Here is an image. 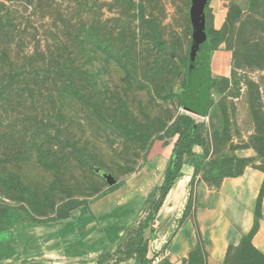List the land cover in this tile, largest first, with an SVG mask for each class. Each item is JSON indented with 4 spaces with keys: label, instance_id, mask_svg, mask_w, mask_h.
I'll list each match as a JSON object with an SVG mask.
<instances>
[{
    "label": "rangeland",
    "instance_id": "obj_1",
    "mask_svg": "<svg viewBox=\"0 0 264 264\" xmlns=\"http://www.w3.org/2000/svg\"><path fill=\"white\" fill-rule=\"evenodd\" d=\"M3 1L12 46L7 56L8 42L0 41V201L8 207L6 227L43 220L68 198L80 204L123 194L128 178L157 156L155 144L162 149L158 156H169L183 114L194 118L201 139L194 147L201 160L195 182L199 177L216 183L248 166L264 171V0H210L211 75L219 84L211 90L206 117L187 112L182 103L192 0ZM84 30L97 35L77 44ZM58 33L64 56L48 63L49 50L61 48ZM95 47L110 56L98 57ZM73 49L75 56L68 57ZM74 146L95 161L82 160ZM190 168L186 164L184 171ZM101 172L118 179L113 189ZM145 181L140 220L102 264L134 258L130 240L138 239L151 196L159 197V185L148 189ZM234 254V264H264L247 239ZM202 258L196 252L188 261L205 264Z\"/></svg>",
    "mask_w": 264,
    "mask_h": 264
},
{
    "label": "crops",
    "instance_id": "obj_2",
    "mask_svg": "<svg viewBox=\"0 0 264 264\" xmlns=\"http://www.w3.org/2000/svg\"><path fill=\"white\" fill-rule=\"evenodd\" d=\"M170 147L169 156H158L162 149L155 144L157 156H150L143 171L141 167L128 178L123 194L113 192L78 205L65 218L51 214L40 221L0 230V264H98L140 220L145 190L142 177L146 179L143 186L148 189L163 183L173 150ZM186 164L191 166L188 172L184 171ZM196 164V156L186 157L183 174L160 208L155 231L147 234L148 260L170 248L172 254L162 264H189L201 238L205 264H234V250L248 235L264 255V171L248 166L240 175L223 177L216 183L198 177L194 183L193 212L181 222ZM185 175L188 179L183 190L174 191ZM134 263L132 258L119 264Z\"/></svg>",
    "mask_w": 264,
    "mask_h": 264
},
{
    "label": "trees",
    "instance_id": "obj_3",
    "mask_svg": "<svg viewBox=\"0 0 264 264\" xmlns=\"http://www.w3.org/2000/svg\"><path fill=\"white\" fill-rule=\"evenodd\" d=\"M41 1L42 0H33V3H37V2L41 3ZM209 3H210V0H209ZM209 3H208V6H209ZM7 6L8 5L3 0L0 1V41H3V42L4 41L8 42V39H9L8 37H9V33H10V29H9V26L7 23V21H9L10 18H9V15H6L7 13L5 14V10H4V7H7ZM208 6L206 8V14H207ZM3 14H5V15H3ZM62 16L63 15H61L60 17H62ZM232 18H233V13H231V11H230V13L228 15V20H231ZM63 19L64 18L61 19L59 26H62ZM207 32H208V38H209L210 47H211V51H212L213 43H212L211 34L208 31V15H207ZM57 35H58V39L61 40V36L59 35V33ZM95 35H97V34H96V32H94V30H84L83 34L82 33L80 34L81 38L78 35L77 38H75V40H76V43L78 44V42H80L81 39L83 40L84 38H86L89 41ZM72 41H73V39H72ZM9 44H10V42H8V45ZM63 44H64V42L61 40V48H60V44H56L55 51L49 50L48 56L50 57V59H48V63H55V62L59 63L60 62V59L64 56ZM158 45L163 50H167V48H168V45L166 43H159ZM11 47L12 46L9 45L8 49H6V48L4 49L5 55L6 54H7V56L10 55ZM95 51H96V55L98 57L99 56H101V57L110 56V53H108L107 50L102 49L101 47L100 48L95 47ZM117 54H120V53H117ZM122 55H123V53H122ZM74 56H75V49L70 50L68 57L73 58ZM44 59H47V58L44 57ZM211 77H212V75H211ZM217 84H219V82L212 79V88L214 87V85H217ZM210 100H211V98H210ZM209 106H210V102H209ZM177 121L179 122V125H180L179 130H178L179 137H178L176 144L173 147V150L171 153V158H170V164H169L168 168L166 169L164 181L159 188V197L158 198L154 197L150 201V203L147 207V210H146L147 216L145 217L144 220H142V222H139V224H138V228H139L138 239L130 240L131 241L130 253H131V256L134 257V259H135L134 264H147L149 261L147 258V254L149 251V238H148L147 234L149 231L150 232L155 231L154 223H155L157 214H158L160 208L162 207V205L166 199L167 194L169 193V191L171 190V188L175 184L176 180L183 174L182 168L184 166L185 159L188 156H196L197 157V164H196V171L194 172V175H193L192 180H191L192 188L190 191L188 204L186 206L185 214H184V217L182 218L181 222H183L185 217L190 214V205H192V203L194 205L195 191H194L193 187H194L196 176L198 174L197 173V167H199L200 161H201L200 156H197L194 153V147L196 145H201L200 144L201 139H200V136L198 134V124L196 123L194 118H192L189 115H184V114L180 115L178 117ZM73 152L87 163L95 161V158L92 157V155L86 149L80 148L78 146H74ZM238 175H240V174H238ZM233 176H236V175H233ZM205 179L208 180V178H205ZM115 186L116 185L110 186V188L113 189ZM81 204H83V203L73 204L72 198H68L62 204H60L56 207V213H55L54 217H56V218L68 217L70 214V211L73 208H75ZM25 210L29 214H31V212L27 208H25ZM7 212H8L7 205L4 202L0 201V230L10 228V227H6V224L4 223L5 222L4 219L7 215ZM35 221H40V220H34V222ZM31 222H33V221H31ZM134 227H135V225L133 227H131L130 229H128V231L126 232V235H125L122 242H124L125 239H127L128 235L131 234V232L133 231L132 229ZM145 237L148 239V241L145 239ZM246 239L249 240L252 249L254 251H256L264 259V255L261 252H259L253 246V244L251 242L250 235L245 236L243 238L242 245L240 246L239 249L242 248ZM121 243H120V245H118L119 247L121 246ZM236 249H238V248H236ZM196 252L201 253L203 255V258H202V261H203L205 259L204 258L205 251L203 248L201 238L199 239V243H198V247H197ZM196 252H194V253H196ZM108 255H106V256H108ZM240 257L241 256H239V254H238V258H240ZM102 261H103V259L100 260L98 262V264H102ZM249 264H259V263H254L250 259Z\"/></svg>",
    "mask_w": 264,
    "mask_h": 264
},
{
    "label": "water",
    "instance_id": "obj_4",
    "mask_svg": "<svg viewBox=\"0 0 264 264\" xmlns=\"http://www.w3.org/2000/svg\"><path fill=\"white\" fill-rule=\"evenodd\" d=\"M209 0H192L190 18L192 37L188 55L187 88L182 97L183 108L187 112L206 117L212 90L211 57L212 51L207 32L206 8ZM100 172V169H97ZM109 186L118 179L109 172H101Z\"/></svg>",
    "mask_w": 264,
    "mask_h": 264
},
{
    "label": "built area",
    "instance_id": "obj_5",
    "mask_svg": "<svg viewBox=\"0 0 264 264\" xmlns=\"http://www.w3.org/2000/svg\"><path fill=\"white\" fill-rule=\"evenodd\" d=\"M171 254L172 250L170 248H166L162 252L154 255L147 264H162V262Z\"/></svg>",
    "mask_w": 264,
    "mask_h": 264
},
{
    "label": "bare ground",
    "instance_id": "obj_6",
    "mask_svg": "<svg viewBox=\"0 0 264 264\" xmlns=\"http://www.w3.org/2000/svg\"><path fill=\"white\" fill-rule=\"evenodd\" d=\"M167 155H168V153H167ZM187 179H188V176L187 175H185L184 177H182L181 179H179L178 182H177V184H176V187H175V190L174 191L177 192L179 188L182 189L183 186L185 185Z\"/></svg>",
    "mask_w": 264,
    "mask_h": 264
}]
</instances>
